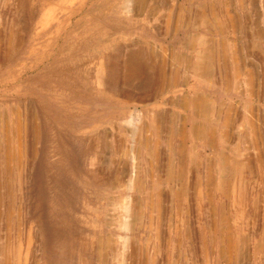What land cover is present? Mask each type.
<instances>
[{
    "label": "rangeland",
    "instance_id": "rangeland-1",
    "mask_svg": "<svg viewBox=\"0 0 264 264\" xmlns=\"http://www.w3.org/2000/svg\"><path fill=\"white\" fill-rule=\"evenodd\" d=\"M17 263L264 264V0H0Z\"/></svg>",
    "mask_w": 264,
    "mask_h": 264
},
{
    "label": "bare ground",
    "instance_id": "bare-ground-1",
    "mask_svg": "<svg viewBox=\"0 0 264 264\" xmlns=\"http://www.w3.org/2000/svg\"><path fill=\"white\" fill-rule=\"evenodd\" d=\"M7 1V0H6ZM70 1V0H69ZM128 1V0H127ZM143 2V1H142ZM134 3V2H133ZM129 4V3H128ZM127 4V5H128ZM125 5H126V3H125ZM131 5H132V3H131ZM134 5V4H133ZM138 5H139V2H138ZM143 5V4H142ZM146 5V4H145ZM107 6V5H106ZM126 7V6H125ZM127 7H129V6H127ZM133 10V9H132ZM136 10V9H135ZM51 11L52 10H48L47 12H46V14H45V23L47 22V20L49 21V19L48 18H50V15H51ZM87 13V12H86ZM90 13H92V12H90ZM95 14V13H94ZM98 15V14H97ZM99 15H101V14H99ZM87 16V15H86ZM88 16H89V14H88ZM91 17H92V15H90ZM66 17V16H65ZM96 17V16H95ZM43 18H44V16H43ZM42 18V19H43ZM54 18V17H53ZM89 18V17H88ZM87 18V19H88ZM82 20V19H81ZM40 21V20H39ZM50 21H51V19H50ZM49 21V22H50ZM59 21V20H58ZM88 22H89V20H87ZM93 22V21H92ZM40 23V22H39ZM90 23V22H89ZM47 24V23H46ZM45 25V24H44ZM43 25V26H44ZM49 25V24H48ZM61 26V25H60ZM93 26V25H92ZM95 27V26H94ZM98 27V26H97ZM99 28V27H98ZM94 30H96V28H93ZM101 30V29H100ZM105 31V30H104ZM105 33H106V31H105ZM116 33V32H115ZM110 34V33H109ZM118 34V33H117ZM121 34V33H120ZM106 35V34H105ZM123 35V34H122ZM111 37H112V35H111ZM106 38V37H105ZM119 39V38H118ZM110 40V39H109ZM111 41V40H110ZM114 41H115V39H114ZM71 54V53H70ZM60 55V54H59ZM57 57H58V55H56ZM70 56V55H69ZM101 57V56H100ZM99 61V60H98ZM101 62V61H100ZM103 62V61H102ZM98 66V65H97ZM101 68H102V66H101ZM100 67H99V69H101ZM98 69V68H97ZM104 69V68H103ZM96 71H98V70H96ZM101 72H102V70H101ZM188 105V104H187ZM192 105V104H191ZM188 106H190V105H188ZM184 108V107H183ZM158 126V125H157ZM151 127H152V125H151ZM155 127H156V125H155ZM195 132V131H194ZM201 131H199L198 133L201 135V133H200ZM198 133H196V134H198ZM157 137H158V135H157ZM180 138H181V141L183 142V139L185 138L184 137V132L182 131V133H181V135H180ZM194 138H195V136H194ZM198 138H200V137H198ZM169 139V138H168ZM248 139V138H247ZM182 149V148H181ZM19 157V156H18ZM155 157H156V155H155ZM158 158V157H157ZM134 160H133V172H132V180H131V183L133 182V183H135L136 184V182H139V181H136L137 180V177H138V171H137V161H136V159H135V157L133 158ZM152 160H154L153 158H152ZM156 160V159H155ZM20 161V160H19ZM194 164V163H193ZM242 164V163H241ZM231 165V164H230ZM233 165V164H232ZM194 166H196V164L194 165ZM233 168V167H232ZM247 168V167H246ZM236 169V168H235ZM167 170H168V168H167ZM231 171H232V169H231ZM244 172V171H243ZM239 173V172H238ZM238 173H236V174H238ZM167 175V174H166ZM242 175V174H241ZM168 176V175H167ZM238 177V176H237ZM233 178V177H232ZM239 178V177H238ZM198 180H199V178H198ZM197 180V181H198ZM213 181V180H212ZM211 181V182H212ZM225 182L227 183V181L225 180ZM219 183H221L222 184V182H220L219 181ZM243 183V182H242ZM208 184V186H209V184L210 183H207ZM198 183H196V184H194V186L192 187V190H193V194H196L197 193V189H198ZM214 185V184H213ZM218 185V184H217ZM238 185V184H237ZM212 186V185H211ZM215 186V185H214ZM222 187H223V185H221ZM226 186V185H225ZM219 187V186H218ZM217 187V188H218ZM204 188V187H203ZM216 188V187H215ZM228 188H231V187H228ZM184 189H186V188H184V186H182L181 185V187H180V189H179V191H177L178 192V196L179 197H177V198H181L180 200H183V197H184V195H185V190ZM206 189V188H205ZM209 189V188H208ZM222 189V188H221ZM220 189V192L222 191ZM236 189H238V188H236ZM199 190V189H198ZM213 190V189H212ZM217 191H218V189H216ZM200 191H201V189H200ZM230 192V191H229ZM239 192V191H238ZM228 193V192H227ZM231 193V192H230ZM203 194H205V193H203ZM207 194V193H206ZM202 195V194H201ZM241 194H239V196H240ZM186 196V195H185ZM196 197V196H195ZM176 198V197H175ZM194 198V197H193ZM241 198V197H240ZM239 198V199H240ZM198 199V198H197ZM239 199H238V201H239ZM234 201V200H233ZM241 201H242V199H241ZM237 202V201H236ZM179 203V202H178ZM243 203V202H242ZM240 202H239V206H240ZM158 207H160V206H158ZM139 208V207H138ZM164 208V207H163ZM241 209V208H240ZM156 210H157V208H156ZM160 210V209H159ZM136 211H137V209H136ZM161 211V210H160ZM140 212V211H139ZM138 212V213H139ZM240 212H242V210L240 211ZM156 213H157V211H156ZM236 213V212H235ZM161 214H163V213H161ZM139 215V214H138ZM160 215V214H159ZM156 216H158V215H156ZM162 216V215H161ZM239 217H240V215H239ZM136 218V217H135ZM158 219V218H157ZM240 219V218H239ZM137 220V219H136ZM213 228H215V227H213ZM214 233V232H213ZM159 234V233H158ZM215 234V233H214ZM230 234V233H229ZM229 236V235H228ZM220 237V236H219ZM212 238H213V236H212ZM215 238V237H214ZM228 239V238H227ZM213 240V239H212ZM230 240V239H229ZM239 240V239H238ZM233 241H234V239H233ZM232 242V241H231ZM235 242H236V240H235ZM238 242V241H237ZM230 243V242H229ZM234 244V243H233ZM237 244V243H236ZM232 245V244H231ZM227 246H228V243H227ZM235 246V245H234ZM222 247V246H221ZM236 247V246H235ZM226 248H228V247H226ZM16 249V248H15ZM18 249V248H17ZM229 250V249H228ZM236 249H234V251H235ZM228 252V251H227ZM17 253V252H16ZM15 253V254H16ZM235 253V252H234ZM229 254V253H228ZM19 255V254H18ZM22 255V254H21ZM17 256V255H16ZM18 257V256H17ZM18 264V263H17Z\"/></svg>",
    "mask_w": 264,
    "mask_h": 264
}]
</instances>
